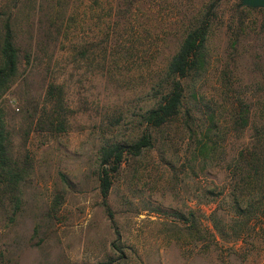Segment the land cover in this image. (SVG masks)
<instances>
[{
	"label": "rangeland",
	"instance_id": "1",
	"mask_svg": "<svg viewBox=\"0 0 264 264\" xmlns=\"http://www.w3.org/2000/svg\"><path fill=\"white\" fill-rule=\"evenodd\" d=\"M212 1L0 0V44L9 18L18 52L0 98V264H264V218L250 216L239 238L228 218L223 237L208 218L232 159L264 127L263 8L221 0L205 68L183 81L185 103L213 115L215 154L195 160L175 120L115 174L112 219L99 190L102 146L141 134L168 62Z\"/></svg>",
	"mask_w": 264,
	"mask_h": 264
},
{
	"label": "trees",
	"instance_id": "2",
	"mask_svg": "<svg viewBox=\"0 0 264 264\" xmlns=\"http://www.w3.org/2000/svg\"><path fill=\"white\" fill-rule=\"evenodd\" d=\"M220 1L210 2L198 22L185 33L177 52L166 66L164 77L160 83L159 99L153 106L146 109L142 116L144 129L141 134L131 141L109 143L102 146L98 173L99 190L110 219H112V213L107 203V197L113 178L127 157H138L143 151L154 146L153 129H159L175 120H180L182 129L193 144L191 153L195 160L205 162L209 156L215 154L216 151L212 146L216 142H212L210 139L217 127L216 122L213 121V115L198 116L200 109L195 105L192 107L185 103V90L188 87H184L183 81L190 79L194 85L198 80L197 77L205 68L207 62L206 41L212 18ZM237 8L244 10L250 7L237 4ZM17 71L18 52L14 44L11 21L6 18L2 25L0 44V98L9 87ZM53 89V86H49L48 95L50 97L53 96ZM248 124V114H244L241 117V128L244 129ZM257 131V139L241 148L236 158L232 159L233 164L229 168L230 190L221 189L211 200L215 205L208 218L212 228L221 237L227 233V220L234 226L233 231L239 238L241 236L239 228L243 222L246 224L250 221V216L264 218V127L260 130L261 132ZM0 153L3 163L5 150L1 141ZM11 175L9 180L16 181L18 179V177L15 179L16 176L13 177V174ZM246 194H250L249 201L245 199ZM247 202H249L250 208H245ZM226 218L228 219L226 220Z\"/></svg>",
	"mask_w": 264,
	"mask_h": 264
},
{
	"label": "water",
	"instance_id": "3",
	"mask_svg": "<svg viewBox=\"0 0 264 264\" xmlns=\"http://www.w3.org/2000/svg\"><path fill=\"white\" fill-rule=\"evenodd\" d=\"M242 6L252 7V8H263L264 0H241Z\"/></svg>",
	"mask_w": 264,
	"mask_h": 264
}]
</instances>
